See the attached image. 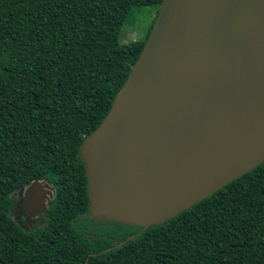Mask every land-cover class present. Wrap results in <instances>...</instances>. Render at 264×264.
<instances>
[{"label": "trees", "instance_id": "1", "mask_svg": "<svg viewBox=\"0 0 264 264\" xmlns=\"http://www.w3.org/2000/svg\"><path fill=\"white\" fill-rule=\"evenodd\" d=\"M161 3L0 0V264H264V161L146 229L92 209L82 145L108 115ZM142 7L155 15L131 54L120 33ZM98 66L113 88L87 127ZM36 182L51 185L53 199L23 223L24 190Z\"/></svg>", "mask_w": 264, "mask_h": 264}, {"label": "water", "instance_id": "2", "mask_svg": "<svg viewBox=\"0 0 264 264\" xmlns=\"http://www.w3.org/2000/svg\"><path fill=\"white\" fill-rule=\"evenodd\" d=\"M92 209L143 229L264 161V0H162L137 62L81 148ZM54 189L24 190L40 217Z\"/></svg>", "mask_w": 264, "mask_h": 264}, {"label": "rangeland", "instance_id": "3", "mask_svg": "<svg viewBox=\"0 0 264 264\" xmlns=\"http://www.w3.org/2000/svg\"><path fill=\"white\" fill-rule=\"evenodd\" d=\"M154 15H155V10L150 7L135 8L130 14L127 23L125 24V26L123 27L120 33L119 41L121 44H131L130 46L131 54L137 53L138 50L140 49L144 34L147 31ZM98 71L100 73V79L97 82L92 93V96L95 100V107L87 117V120L85 122L87 127L94 122L96 116L104 108L109 93L113 88L112 81H110V79L107 77V75L103 72V70L99 66H98ZM19 215L23 223L29 222L28 216L22 213L20 214V211H19ZM14 217L16 218V215H14Z\"/></svg>", "mask_w": 264, "mask_h": 264}, {"label": "flooded vegetation", "instance_id": "4", "mask_svg": "<svg viewBox=\"0 0 264 264\" xmlns=\"http://www.w3.org/2000/svg\"><path fill=\"white\" fill-rule=\"evenodd\" d=\"M23 211H24V213H25V215L26 216H28V219L32 222H34V221H37V219L39 218V217H37V218H35V217H32L31 215H29V214H27L26 213V209H25V200H24V203H23ZM22 212V211H21Z\"/></svg>", "mask_w": 264, "mask_h": 264}]
</instances>
